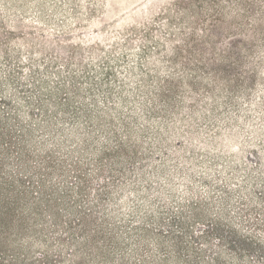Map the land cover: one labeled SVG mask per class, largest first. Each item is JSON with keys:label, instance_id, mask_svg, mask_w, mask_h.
Instances as JSON below:
<instances>
[{"label": "rangeland", "instance_id": "rangeland-1", "mask_svg": "<svg viewBox=\"0 0 264 264\" xmlns=\"http://www.w3.org/2000/svg\"><path fill=\"white\" fill-rule=\"evenodd\" d=\"M1 198L0 264H264V0H0Z\"/></svg>", "mask_w": 264, "mask_h": 264}, {"label": "trees", "instance_id": "trees-1", "mask_svg": "<svg viewBox=\"0 0 264 264\" xmlns=\"http://www.w3.org/2000/svg\"><path fill=\"white\" fill-rule=\"evenodd\" d=\"M150 60L151 59L149 58L145 62L148 64L150 62ZM142 89H143L144 93L148 92V90L150 89V86H144L143 85ZM49 105L50 104H48V103L41 105L43 112L48 114V113L53 111V113L57 114L59 111L58 108L56 106L52 105L53 106L52 109H49ZM26 113L28 114V112H26ZM60 113L61 112H59L58 114H60ZM47 117H50V116H47ZM53 120L56 121L57 118H54ZM74 127L75 126L68 128L67 130H59L57 122H52V120L50 118V120L47 121L42 126V128H45L44 130L47 131V133L44 134L45 136L42 138V142L44 141V142L48 143V141L49 142L55 141V143L57 142L58 147H64L68 141H70L73 138H76V139H78L80 144H84V148H82V150L85 153L90 154V155L96 154L94 146L98 143L99 140H94L95 139L93 136L94 133L93 132H87L85 134L80 135V134H77L78 133L77 132L78 126L75 128ZM24 132L26 133V135H28L27 133H30L28 129H25ZM56 133H57V135H56ZM57 136H60V138H58ZM102 139H106V135H104ZM78 141H77V143H75V145H78ZM27 143H29V142H27ZM203 145L205 147L207 145V143H205ZM221 145L222 144L220 143L219 146H221ZM3 199L6 200L7 198H3ZM4 200H2V198H1L0 201H4Z\"/></svg>", "mask_w": 264, "mask_h": 264}]
</instances>
